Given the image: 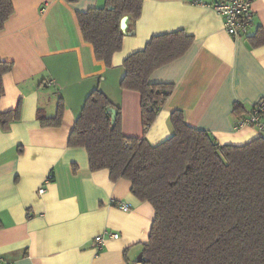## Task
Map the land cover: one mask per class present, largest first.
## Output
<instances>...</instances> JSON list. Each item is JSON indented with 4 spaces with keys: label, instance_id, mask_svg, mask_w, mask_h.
Segmentation results:
<instances>
[{
    "label": "crops",
    "instance_id": "obj_1",
    "mask_svg": "<svg viewBox=\"0 0 264 264\" xmlns=\"http://www.w3.org/2000/svg\"><path fill=\"white\" fill-rule=\"evenodd\" d=\"M11 1L15 11L0 32V61L13 68L3 78L0 111L20 104L21 118L8 129L0 126V264H140L155 209L132 194L129 180H111L108 169L91 171L86 150L69 147L75 121L87 96L100 89L121 109L123 134L146 137L152 145L171 136L170 116L177 110L220 145L264 136L254 128L234 129L264 98V45L249 41L264 32V0L254 1L253 26L244 39L225 31L212 7L219 0H203L207 6L143 0L111 67L96 59L77 20V12L106 0ZM179 30L193 36V44L151 75V83L173 84L174 90L145 133L141 95L120 87L123 64L154 35ZM60 98L61 125L41 126L39 111L55 116ZM105 231L120 236L98 251L94 239Z\"/></svg>",
    "mask_w": 264,
    "mask_h": 264
},
{
    "label": "trees",
    "instance_id": "obj_2",
    "mask_svg": "<svg viewBox=\"0 0 264 264\" xmlns=\"http://www.w3.org/2000/svg\"><path fill=\"white\" fill-rule=\"evenodd\" d=\"M142 7L143 0H106L103 7L77 12L83 39L97 60L111 67L125 36L122 18H138ZM14 11L11 0H0V32ZM193 40L182 30L154 35L124 61L120 87L141 95L145 133L174 90L173 84L151 83V75L185 55ZM249 41L254 47L264 45V32L257 31ZM12 68L0 61V99L3 78ZM110 107L115 105L105 93L93 90L68 145L86 150L91 171L108 169L111 180H129L132 194L154 207L140 264H264V136L244 145H220L177 110L170 116L171 136L152 145L146 137L125 136L121 109L115 107L112 124ZM64 110L60 98L55 116L39 111L37 118L43 127H59ZM20 118L19 104L16 110L0 111V126L8 129Z\"/></svg>",
    "mask_w": 264,
    "mask_h": 264
},
{
    "label": "built area",
    "instance_id": "obj_3",
    "mask_svg": "<svg viewBox=\"0 0 264 264\" xmlns=\"http://www.w3.org/2000/svg\"><path fill=\"white\" fill-rule=\"evenodd\" d=\"M255 0H219L212 5L213 9L223 18L225 31L235 39H244L249 36L254 22L255 11L253 3ZM194 5L207 6L203 0H191ZM254 128L264 135V98L256 103L248 114L235 121L234 129ZM49 181L52 177H49ZM45 187L39 190V194L45 193ZM119 207L125 211L129 210V205L121 203ZM118 233L105 231L94 239V246L103 250L105 241L108 238H119ZM5 264V263H3Z\"/></svg>",
    "mask_w": 264,
    "mask_h": 264
},
{
    "label": "water",
    "instance_id": "obj_4",
    "mask_svg": "<svg viewBox=\"0 0 264 264\" xmlns=\"http://www.w3.org/2000/svg\"><path fill=\"white\" fill-rule=\"evenodd\" d=\"M110 9H112V7ZM128 19H129V17L125 16L121 20V29L123 31H126V29L128 27ZM108 113L111 114L112 124H115L116 119H117V109L110 107V108H108Z\"/></svg>",
    "mask_w": 264,
    "mask_h": 264
}]
</instances>
